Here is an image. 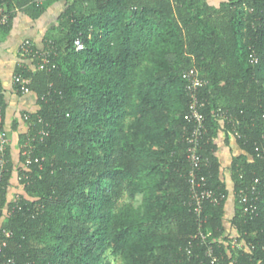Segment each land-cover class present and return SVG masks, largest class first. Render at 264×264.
<instances>
[{
  "label": "trees",
  "instance_id": "1",
  "mask_svg": "<svg viewBox=\"0 0 264 264\" xmlns=\"http://www.w3.org/2000/svg\"><path fill=\"white\" fill-rule=\"evenodd\" d=\"M216 1L5 0L0 5L31 19L56 2L62 5L41 46L30 40L38 50L51 42L55 68L34 71L33 61L13 75L17 87L21 78L30 80L37 100L34 113L20 114L29 129L19 141L35 140L33 153L23 156L20 149L17 161L10 147L6 151L0 263L264 264V0ZM13 14L1 31H9ZM77 38L82 51H75ZM191 68L206 81L198 91L206 100L207 128L200 154L208 162L200 174L207 188L222 196L218 205L205 203L199 218L187 204L190 99L183 73ZM0 105L4 120L2 91ZM219 108L239 122V138L231 122L218 120ZM40 130L48 135L40 137ZM220 135L225 144L233 138L241 150L228 169L217 155ZM13 178L22 186L17 198ZM255 179L257 215H244L233 196L228 217V187L233 195ZM201 221L200 230L211 234L209 243L223 240L213 245L220 263H212L206 247L191 240ZM233 236L248 248L231 249Z\"/></svg>",
  "mask_w": 264,
  "mask_h": 264
},
{
  "label": "built area",
  "instance_id": "2",
  "mask_svg": "<svg viewBox=\"0 0 264 264\" xmlns=\"http://www.w3.org/2000/svg\"><path fill=\"white\" fill-rule=\"evenodd\" d=\"M5 2V0H0V5ZM16 9L7 12L4 7L0 6V28L8 25L10 22V13H15ZM75 51H82L84 49L83 43L81 39L77 38L73 42ZM34 44L26 39L24 40L21 45L18 48L19 53L24 56L25 58H29V63L35 61V66L30 65L29 68H31L34 71H42L44 69H50L55 68L53 65L52 59L56 56V51L51 45V42L46 41V45L42 46L41 50H38L35 48ZM35 48V49H34ZM24 65L20 67H24ZM17 77V76H16ZM14 79H20L16 78ZM183 78L185 81V91L190 99V103L188 106V111L185 116V120L190 128L189 137L187 140V160L190 163L191 169L187 174V183L189 186V194L190 199L188 206L192 207L193 212L195 215L199 218L201 216L203 205L205 203H210L212 205H218L219 202L222 199V196H218L216 192L212 189L207 188L206 186V178L205 176L200 174L201 170V164L205 165L207 164V159L202 158L200 151L201 146L204 141V138L207 135V128L205 124V116L203 114V110L206 108V100L204 98H199L198 91L203 88V86L206 84V81H204L200 75L198 70L195 68H191L183 73ZM20 85L16 88L19 89V92L22 95L30 93V90L28 88V85L30 83L29 79L21 78L20 79ZM14 86V87H15ZM17 90V89H16ZM18 92V90H17ZM1 94V89H0ZM216 117H218V120H227V122H231V128L233 131L234 138H239L240 135L236 130V127L238 126L239 122L237 120L232 119L230 116L226 115L222 112V110L219 108L217 109ZM30 116L24 115V120L29 121ZM36 121L38 124H43V119L41 117H36ZM4 120L2 116V108L0 105V183L2 181V178L4 176V173L6 172V165H7V156L6 151L7 148L10 147V141L8 138V133L4 129ZM47 126V125H46ZM37 135L40 137L48 135V132L45 130H40ZM35 136L30 137L25 141L22 147V155L27 156L28 154L31 155L33 153V145L31 144L34 142ZM216 142V141H215ZM20 147V149H21ZM28 155V156H29ZM38 159H35V162H37ZM23 166H28L29 161L24 162ZM258 180H253V183L245 187L244 189H240L237 192L233 193L234 198L237 201V204L242 209V213L246 216H248L250 219L257 215V202L259 199V195L257 193V184ZM202 221L199 224L198 232L192 236V242L197 241L200 246H205L206 251L205 255L208 259L212 261V263H220L221 257H217L214 254L213 251V245L215 243H222L223 240H217L216 241H209L207 240L211 234H204L200 228H201ZM6 236L9 235V233H5ZM192 244L190 243L189 246ZM229 245L231 249L235 250H246L248 247L245 245V243L242 240H239L236 236L231 237L229 240ZM5 246V243L1 244L0 246V252L2 250V247ZM190 250H187V253H189ZM9 262V261H8ZM0 264H6L4 262H1Z\"/></svg>",
  "mask_w": 264,
  "mask_h": 264
},
{
  "label": "crops",
  "instance_id": "3",
  "mask_svg": "<svg viewBox=\"0 0 264 264\" xmlns=\"http://www.w3.org/2000/svg\"><path fill=\"white\" fill-rule=\"evenodd\" d=\"M61 7V3L56 2L47 7L46 11L37 19H31L22 12H15L9 31L0 30V89L5 105L4 125L11 142V156L15 161L19 160L20 149L18 148L21 145L18 136L26 133L29 129L28 124L21 120L20 114L34 113L37 109L36 96L32 92L18 95L14 89L13 75L16 69L24 64H29V62H24L26 58L20 55L18 48L26 39L32 40L36 46H41L43 38L56 26ZM216 144L221 165L228 169L232 157L240 155L241 150L231 137L225 144L224 137L220 135ZM18 162L15 165H18ZM228 188L231 192L227 200V215L229 217L233 214L234 208L231 204L233 190L230 186Z\"/></svg>",
  "mask_w": 264,
  "mask_h": 264
},
{
  "label": "rangeland",
  "instance_id": "4",
  "mask_svg": "<svg viewBox=\"0 0 264 264\" xmlns=\"http://www.w3.org/2000/svg\"><path fill=\"white\" fill-rule=\"evenodd\" d=\"M211 4H216L217 3V1L216 0H208ZM9 138V137H8ZM9 141H10V139H9ZM25 143V142H24ZM24 143H22L21 145H20V147L21 146H23V144ZM10 145H11V142H10ZM16 149V148H15ZM18 149H20V148H18ZM18 149H16V150H18ZM21 149H22V147H21ZM19 152V151H18ZM19 154L20 153H18V156H19ZM15 172H16V170H14ZM13 185H12V187L15 189H13V190H11V191H13L12 192V197H15V198H17V195H19V193L21 192V188H22V186H19L18 187V181H16V178H13V180H12V182H11ZM111 264H121V262L119 261V260H114V259H112L111 260Z\"/></svg>",
  "mask_w": 264,
  "mask_h": 264
}]
</instances>
